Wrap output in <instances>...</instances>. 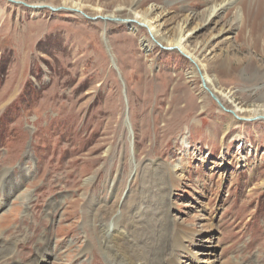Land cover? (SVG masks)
<instances>
[{
    "label": "rangeland",
    "instance_id": "rangeland-1",
    "mask_svg": "<svg viewBox=\"0 0 264 264\" xmlns=\"http://www.w3.org/2000/svg\"><path fill=\"white\" fill-rule=\"evenodd\" d=\"M220 1L84 0L87 17L0 0L4 264H110L98 225L141 198L167 232L163 264H264V118L248 120L264 105V0H226L228 43L195 48L205 29L189 47L236 119L189 58L145 50L122 20L153 5L200 19Z\"/></svg>",
    "mask_w": 264,
    "mask_h": 264
},
{
    "label": "bare ground",
    "instance_id": "bare-ground-1",
    "mask_svg": "<svg viewBox=\"0 0 264 264\" xmlns=\"http://www.w3.org/2000/svg\"><path fill=\"white\" fill-rule=\"evenodd\" d=\"M70 1L71 5L69 4V6L65 7L74 9V11H83L82 8L85 6L84 0ZM41 4L42 3H37L35 5ZM228 5L229 2L226 0L215 3L209 7L206 14L200 19H197L198 16L194 11H189L187 8H185L186 11L184 10L185 12L183 14H177L176 12L160 5L150 6L143 11H133V16L125 17V19H130L131 22L137 26L142 24L150 34V38L147 37L142 39V45L145 50L148 51L151 48L152 43L157 42L161 46L174 47L176 51H181L188 55L194 63V73L192 72L190 74L200 76V73L205 81V85L214 92L211 85L213 80L206 72V64L203 62L201 63L198 60V57L195 56V53L189 50V47L191 46L190 44L193 43V40H196L205 29L210 30V36L197 42L194 45L195 48H209L210 52H216L220 49V44L228 43L234 24L220 20L222 14L221 11ZM36 10H40L39 7H37ZM130 11L132 10L130 9ZM109 17L116 18L113 15H110ZM131 27L135 31H138L139 29L134 25H131ZM210 42H213V44L210 45ZM203 90L206 91V88H203ZM234 111L237 114L239 110L235 109ZM260 111H262L261 116H264L263 104L254 108V114L257 116L260 114ZM112 186L114 187L115 185L113 184ZM126 199L129 200V198ZM126 202V206L123 207L124 213L122 217L118 218L114 223H110L111 220L109 222L101 219V223L98 225L100 232H102L101 243L104 246L106 258L109 260L110 264H163L162 262H165L166 260L160 254H163V247H167L168 245L166 243L168 237L166 238L167 232L165 229H163L164 232L162 231V234L158 230L159 228L157 225L161 224L159 223L161 219H159L160 216H158L159 221L157 217L149 216L150 211L144 207L145 203L143 198L139 200L137 199L132 203H129L127 200ZM112 229L115 231H113V233L109 232ZM178 230L176 236L173 237L172 240L175 241L174 245L182 247V241L186 238L183 232H179L180 230ZM110 233L112 234L110 235ZM108 235H110L109 237H111V239ZM18 245L20 246V244ZM38 251L39 254L41 253V250L38 249L33 258H35ZM156 252H158V254H156ZM32 260L31 262H33ZM170 262L173 264H179V261L177 260ZM0 264H4V261L0 260Z\"/></svg>",
    "mask_w": 264,
    "mask_h": 264
},
{
    "label": "water",
    "instance_id": "water-1",
    "mask_svg": "<svg viewBox=\"0 0 264 264\" xmlns=\"http://www.w3.org/2000/svg\"><path fill=\"white\" fill-rule=\"evenodd\" d=\"M8 1H10V2H12V3H19V4H23V5H25V6H28V7H32V8H37V7H46V8H49L50 10H58V9H63V8H66V7H63V6H58V7H56V6H52V5H47V4H41V5H35V4H28V3H26V2H24V1H21V0H8ZM69 9H71V8H69ZM71 10H74V9H71ZM76 10V9H75ZM78 11V10H77ZM79 12H81V13H83L82 11H79ZM84 14V13H83ZM85 16H87L86 14H84ZM88 17V16H87ZM89 18H91V19H98V18H100L101 20H104V21H108V20H111V21H113V20H119V18H111V17H109V16H101V15H98V16H95V17H89ZM123 21H125V22H131V20L130 19H122ZM141 26H143L142 24H140ZM164 49H167V50H176L174 47H163ZM182 55H184L185 57H187V58H189L188 57V55H186L184 52H181V51H179ZM190 59V58H189ZM191 60V59H190ZM192 61V60H191ZM200 77H201V80H202V86L204 87V88H206V90L209 92V94L212 96V98L217 102V104L223 109V110H225V111H227V112H229V113H231L235 118H240L236 113H235V111L234 110H232V109H228L225 105H224V103L220 100V98L212 91V90H210L206 85H205V81H204V79H203V77H202V75L200 74ZM258 117H260V118H264V116H261V115H259V116H255V117H251V118H249L248 120H254V119H256V118H258Z\"/></svg>",
    "mask_w": 264,
    "mask_h": 264
}]
</instances>
